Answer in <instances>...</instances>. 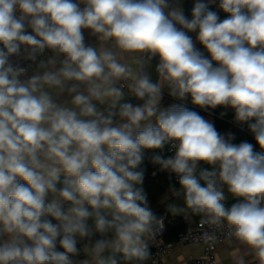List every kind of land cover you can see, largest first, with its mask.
<instances>
[{"label": "clouds", "instance_id": "obj_1", "mask_svg": "<svg viewBox=\"0 0 264 264\" xmlns=\"http://www.w3.org/2000/svg\"><path fill=\"white\" fill-rule=\"evenodd\" d=\"M147 154L198 241L264 264V0H0V264H156Z\"/></svg>", "mask_w": 264, "mask_h": 264}, {"label": "built area", "instance_id": "obj_2", "mask_svg": "<svg viewBox=\"0 0 264 264\" xmlns=\"http://www.w3.org/2000/svg\"><path fill=\"white\" fill-rule=\"evenodd\" d=\"M218 3V0H217ZM209 7H217V4H210ZM192 109L195 111H199L202 116L206 115H211L213 117H219L222 118L221 116L215 114L214 112H208L200 109L198 106L191 105ZM224 119V118H222ZM227 122H231L228 119H225ZM236 126L239 128V130L242 132V135L244 138H249L253 141L255 145V140L251 133L247 130V127L245 125H237ZM222 134H224L223 131H219ZM256 151H260L259 147L256 146ZM173 153L169 151L167 148L165 149L163 155L165 157L172 155ZM153 173V176L156 175H163L169 179H171L174 182H177L175 179V176L166 172V171H160L159 168L155 170ZM234 200H229V204L232 203ZM187 214H183L182 216V221L186 224V228L181 231L175 240L171 241H166V240H159L155 239L150 243L149 248L150 251L152 252L153 257L155 258L156 264H162L164 258L167 256L171 255L175 250L179 249L182 246L185 245H191V244H199L203 245L204 250H203V255L200 257H190L189 258V264H217V246L224 241L223 235L220 236V239L218 242L213 246L209 247L206 245L202 240L198 241V237L204 231L205 229H202L199 223V217H193L192 219L186 220L184 216ZM171 222H175L176 216L171 217Z\"/></svg>", "mask_w": 264, "mask_h": 264}, {"label": "crops", "instance_id": "obj_3", "mask_svg": "<svg viewBox=\"0 0 264 264\" xmlns=\"http://www.w3.org/2000/svg\"><path fill=\"white\" fill-rule=\"evenodd\" d=\"M181 3L184 6V9L186 8V0H181ZM190 35L193 36V39L195 40V34L190 33ZM87 36V33H86ZM197 48H199L201 51H204L203 46L200 45L198 42L196 44ZM174 101L167 95V91H165L164 95V100L163 104L167 106L170 103H173ZM186 106H191V99L189 97L188 100L183 101ZM227 112H232V110L228 109L225 110ZM206 119L210 120L211 122L215 123L216 118L219 117H213L211 115H206ZM235 127H237L235 125ZM238 128V127H237ZM239 129V128H238ZM233 128L228 131L232 133ZM149 155V154H147ZM160 199V198H159ZM160 202V206L158 207H151L156 216L160 219L163 220L164 228L163 230L157 234L156 239L159 240H164L165 232H166V225L167 224H173L174 222H171V217L176 216V215H183L187 213H182V212H177V213H172L170 210L171 205H176V206H182V200H171V198H162ZM203 250L204 247L203 245L199 244H191V245H185L180 247L179 249L175 250L171 255L167 256L164 258L162 264H189V258L190 257H200L203 255ZM244 254L241 247L238 246L237 244H229L225 240L221 242L217 246V264H234V259L239 256ZM248 264H255L254 258L251 257L250 255L246 256Z\"/></svg>", "mask_w": 264, "mask_h": 264}, {"label": "trees", "instance_id": "obj_4", "mask_svg": "<svg viewBox=\"0 0 264 264\" xmlns=\"http://www.w3.org/2000/svg\"><path fill=\"white\" fill-rule=\"evenodd\" d=\"M211 10L217 11L220 15L221 19L226 18V14L223 13L218 7H210ZM188 108L192 109L191 106H187ZM199 112V111H197ZM211 112H214L215 114L220 115L221 112H225L226 114L224 116H221L222 118H216L215 120V127L218 131H223L224 134L228 133L231 128H233L232 133L235 134V143H239L241 141H248L250 143H253V141L249 138H244L242 134H240L239 129L235 127L236 124L233 123L234 114L225 111V109L217 108L215 110H211ZM200 113V112H199ZM201 114V113H200ZM225 119L230 120L231 122H227ZM234 125L233 127L231 126ZM247 127V125H245ZM254 144V143H253ZM145 169V176H144V182H143V188L148 193V198L150 201V205L158 198H160L165 191L168 190L169 184H175L177 182L172 181L171 179L163 176V175H156L153 176V172L159 168L158 165H153L151 163V154L146 155L144 163L142 165ZM205 167H208L205 165ZM233 201L232 203H234ZM231 203L229 204V206ZM186 228V224L182 221L181 215H176V220L173 224H167L166 225V232H165V238L166 241L175 240L177 235L183 231ZM150 249V248H149Z\"/></svg>", "mask_w": 264, "mask_h": 264}, {"label": "rangeland", "instance_id": "obj_5", "mask_svg": "<svg viewBox=\"0 0 264 264\" xmlns=\"http://www.w3.org/2000/svg\"><path fill=\"white\" fill-rule=\"evenodd\" d=\"M231 126L233 127L234 125L231 124ZM240 134H242V132L239 130ZM162 198H171V200H176L178 201L179 199L175 198L172 196V194L167 190L165 191V193L160 197V199H156L150 206L151 207H158L160 206V202L161 200H163Z\"/></svg>", "mask_w": 264, "mask_h": 264}, {"label": "water", "instance_id": "obj_6", "mask_svg": "<svg viewBox=\"0 0 264 264\" xmlns=\"http://www.w3.org/2000/svg\"><path fill=\"white\" fill-rule=\"evenodd\" d=\"M193 0H186L185 14L190 18V9L192 7Z\"/></svg>", "mask_w": 264, "mask_h": 264}]
</instances>
